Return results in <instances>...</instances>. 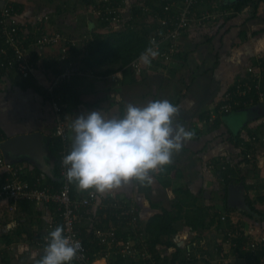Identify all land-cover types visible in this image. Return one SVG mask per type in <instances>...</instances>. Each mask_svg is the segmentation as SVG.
Masks as SVG:
<instances>
[{
  "label": "crops",
  "instance_id": "0c3cea01",
  "mask_svg": "<svg viewBox=\"0 0 264 264\" xmlns=\"http://www.w3.org/2000/svg\"><path fill=\"white\" fill-rule=\"evenodd\" d=\"M13 1L21 5L20 17L27 22L28 28L46 25L44 17L49 16L50 27L52 25L68 39L77 42V47L71 50V59L76 68L88 74L75 75L67 82L70 87L66 92L65 117L70 130L71 148L74 143L72 123L78 116L92 110H102L107 119L120 118L128 104L144 107L150 101L164 99L179 108L176 122L194 133L191 139L183 143L182 149L172 155L169 165L175 166V175L172 171H165L166 165L151 174V183L147 186H140L134 181L110 192L98 193L99 199L91 207L92 211L79 223L84 238L91 243L95 240L92 238L90 221L101 199L106 197H115L136 206L147 233L146 224L152 216L161 213L162 209L173 211L175 204L180 203L182 218L175 222L177 232L173 240L183 249L180 259L184 260L189 250L200 255L195 264H213L214 259L219 258L218 239L222 234L217 225L228 228L239 221L245 224L253 222L264 230V166L258 161H245L243 154L247 152V147L241 149L235 142L238 134L244 138L253 132L264 133V103L245 105L244 108L256 110L252 120L240 122V117L237 118L236 112L241 109L236 107L244 105L243 102L230 113L219 112L221 99L226 91L233 88L236 76L257 63L259 58L264 59V0L247 2L237 13H233L234 4L242 0H201L196 8L197 15L209 13L212 18L202 24L199 21L193 23L180 40L181 53L173 57L169 65L161 67L158 58L150 57L151 64L146 66L139 57L140 73L132 65L120 68L121 63L89 68L84 64V57L93 46L91 40L94 33H111L126 26L130 20L132 27L141 34L155 31L158 28L155 14L132 16L130 6L144 0L131 3L125 0L127 4L121 23L105 27L93 14L97 0H82L81 5L75 8L77 15L72 14V19L62 25L55 23L58 14L50 12V15H45L48 0ZM87 9L92 16L89 14L86 17ZM84 24L87 28L83 27ZM56 51L50 48L44 55H34L40 65L33 77L45 88L58 66ZM111 68H115V71L103 73ZM22 80L14 72L0 76V111L2 107L9 109L0 114V126L7 138L41 131L47 142L53 136L55 127L51 105L33 88L22 89L19 86ZM7 114H12L16 122L7 121ZM255 147L260 149L262 145L257 143ZM220 164L223 167L230 165L237 175L244 176L246 188L248 186L247 196L259 211L258 221L249 218L247 211L225 208L222 198L225 181L221 180L217 169ZM236 165H239L238 168ZM73 189L75 196L86 194V191L77 188L76 182ZM54 209L52 204L31 205L24 201L11 209L8 203L0 202V264H35L41 259L43 237L50 232L48 225L54 220L59 221ZM214 211H218L219 216H214ZM223 213H231L229 221H220ZM188 217H196L195 223H189ZM173 250L161 244L157 246L158 257L151 252V259H141L133 264H162L166 257L171 260ZM240 257L233 264H246L247 255L241 253ZM248 260L252 261L249 257ZM94 264L105 262L98 259Z\"/></svg>",
  "mask_w": 264,
  "mask_h": 264
},
{
  "label": "built area",
  "instance_id": "2783aa9c",
  "mask_svg": "<svg viewBox=\"0 0 264 264\" xmlns=\"http://www.w3.org/2000/svg\"><path fill=\"white\" fill-rule=\"evenodd\" d=\"M125 1V0H123ZM197 0H184L182 3L171 2L164 6V12L160 15L155 13V19L158 22V28L152 31L149 36L150 47L158 51L159 65L168 64L174 57V54L180 51V40L185 31H187L195 21L202 24L210 20L212 16L209 13L196 15L193 13L192 5ZM111 0H98L93 7V13L100 18L110 20L111 23H121L124 8H120V13L111 7ZM143 3V2H140ZM144 4V3H143ZM139 6V3H137ZM145 10H150L146 6H140ZM47 24H41L37 27L28 28V24L20 17L19 11L15 8L12 0H6L3 7L0 8V67L5 73L14 72L21 78L25 79L33 76L36 72L39 61L34 59L35 54L44 55L50 48L57 49V65L61 68L60 72L53 77L50 84L46 87L51 94V108L54 114L55 127L52 135L62 141L60 175L61 184L59 187L45 183L42 175L35 174L22 161L9 160L2 148V143L7 139L4 131L0 128V202H6L13 209L14 205L20 201H32L37 204H52L58 212L60 223L52 221L49 223V231H53L57 226L64 228V235L78 246L77 256L70 264H94L98 259H103L105 264H111L110 259L116 255L125 260L151 259V250L149 247L148 235L142 226L140 214L136 206L127 201L121 200L115 202L106 197L101 199L98 209H114L115 215L121 217V223H124L119 233V228L110 225H90L92 236L98 243L106 248V253L101 256V252L95 254L92 258L86 247L80 221L89 213L91 207L98 201L99 195L94 189L86 191L82 197L74 195L75 182L67 180V168L63 165V158L71 151L70 130L65 117L66 102L64 95L56 92V89L69 82L75 75H86L84 72L75 67L71 59V50L77 47L74 39H68L59 30L48 25L49 16L44 17ZM154 42V43H153ZM139 60L132 61L131 65L137 73L142 71ZM260 72L257 77H262L264 70V59L257 60ZM57 66V68H58ZM251 75L253 65L247 69ZM234 88L225 92L219 104V112L230 113L235 106L242 103L244 97L252 93L244 105L254 103H264V87L261 81L256 83L243 82L241 79L234 83ZM262 145L256 149L255 145ZM247 146H254V151H247L243 157L249 161H258L264 166V133L253 132L251 135L242 138L239 142L241 149ZM226 168V167H222ZM30 176V177H29ZM224 182L226 179L222 177ZM92 193V194H90ZM107 201H110L107 203ZM92 211V210H91ZM90 214V213H89ZM231 213H223L220 216L222 221H229ZM94 222V219L90 221ZM247 223V222H246ZM60 224V225H59ZM258 224L239 221L236 225L230 227L221 226L218 228L221 232L220 256L214 259L213 264H233L235 259L241 258V253L247 255L246 264H264V230L257 226ZM118 230V231H117ZM49 232V233H50ZM126 233V236L122 235ZM49 233L43 237V254L44 248L49 242ZM262 254L257 257L258 253ZM248 257L252 261H247ZM200 255L189 250L185 253V260L196 261ZM109 261V262H108ZM37 264V263H35Z\"/></svg>",
  "mask_w": 264,
  "mask_h": 264
},
{
  "label": "clouds",
  "instance_id": "9594fccd",
  "mask_svg": "<svg viewBox=\"0 0 264 264\" xmlns=\"http://www.w3.org/2000/svg\"><path fill=\"white\" fill-rule=\"evenodd\" d=\"M158 54L149 47L140 61L150 66V57ZM179 111L164 99L144 107L128 104L120 118L107 119L102 110L78 116L72 123V149L62 161L67 180L76 182L79 190L99 194L134 181L151 183V174L170 164L173 153L194 135L176 122ZM46 239L37 264H70L76 258L78 246L64 235L63 227L57 226Z\"/></svg>",
  "mask_w": 264,
  "mask_h": 264
},
{
  "label": "trees",
  "instance_id": "16d2710c",
  "mask_svg": "<svg viewBox=\"0 0 264 264\" xmlns=\"http://www.w3.org/2000/svg\"><path fill=\"white\" fill-rule=\"evenodd\" d=\"M13 1V0H12ZM98 1V0H97ZM96 1V3H97ZM113 3L111 4V7H115V10L117 12H121L118 7H126V4L123 0H111ZM184 0H180L178 3H182ZM253 0H242V1H238L234 4L235 9H233V13H237L239 12V10L242 8V6L244 4H246L247 2H251ZM167 0H144V6H147L150 10H145L142 7L138 6V5H133L130 6L132 8V16H141V15H147V16H154L155 13H159L160 15L163 14L164 12V6L168 3ZM201 0H197L193 5V13L197 15V10L196 8L199 6ZM14 6L15 8L19 11V13L21 14L22 11V7L19 3L14 2ZM95 3V5H96ZM128 7V6H127ZM124 10V9H123ZM94 14V13H93ZM122 15L123 18V11L120 13ZM149 14V15H148ZM95 18L98 19V21L100 22L101 26H111L113 23L110 22V20H107L105 18H100L97 17L94 14ZM132 21H128L126 26H122L118 29H114L113 32L108 33V34H102V33H94V38L92 37L93 40H91V42H93V46L90 47V49L86 52V55L84 57V64L89 67V68H93L95 66L101 65V64H107V65H114L117 63H121L120 64V68H124L127 66H130L132 61L138 59L142 53H144L149 47H150V42L148 39L149 34H141L136 28L132 27ZM83 27L87 28L86 24L83 25ZM153 31V30H152ZM187 31H185L186 33ZM184 33V34H185ZM180 47H181V42H180ZM179 53H181V50L176 52L174 54V57H176ZM36 55V54H35ZM186 58V55H185ZM35 59V57H34ZM36 60V59H35ZM253 72L251 75L250 72L247 70L246 73L242 76V75H237L236 76V80L233 83H237V81H239V79H241L244 83L247 82H252V83H256L258 80L261 81L262 86L264 87V70L262 71V77H257L259 72H260V68L259 65L257 63H253ZM162 66H166V64H162ZM61 70L59 68L56 69L55 71V75L54 77L60 72ZM115 71V68H111L109 70L103 71V73L105 74H109ZM136 71V70H135ZM5 71L2 70V68L0 67V76L5 75ZM20 87L24 90L28 89V88H33L34 90H36L37 92H39L44 100H48L49 104L51 105V94L48 93L47 89L45 87H43L42 85H40L37 80H35V78L33 76H30L28 78H25L21 81V83H19ZM235 85V84H234ZM69 84L65 83L63 86L59 87L58 89H56V92H60L64 95V100H67L66 97V92L69 89ZM234 88V87H233ZM78 95V94H77ZM253 94L250 93L248 94V96L244 97L243 99V103L244 101H248L249 98L252 96ZM245 104V103H244ZM245 105H241L236 107V109H242L244 108ZM0 128L2 130H4L1 126ZM7 137V136H6ZM243 137L240 138L239 134L235 137V142L236 144H239V142L242 140ZM47 148L49 150V155L47 157V167H42L40 164L28 159V158H24L21 161L23 163H25L35 174L37 173L38 175H42L43 179H45V183H51L53 185H55L56 187H59L61 184V175H60V160H61V149H62V141L60 138L58 137H50L49 139H47L46 142ZM256 148V147H255ZM254 146H247V151H254L255 150ZM247 161V160H245ZM237 168L239 165H236ZM223 165L220 164V167L217 168L220 172V176L219 177H225V182H224V194L222 195V198L224 200V205L225 208L227 210L232 211V209L229 207L228 205V188L229 185L231 183H239L240 181H244L245 182V178L244 176H240L237 175L236 171L234 170V167L232 166H227L226 168H222ZM175 168V166L172 165H167V168L165 169V171L170 172L172 171L173 175L176 174V170L173 171V169ZM48 173H51L48 175ZM30 177V176H29ZM137 183L141 184L140 186H147L149 183L144 182L141 183L139 181H136ZM165 184H167V182H164ZM169 183V182H168ZM248 188V186H247ZM146 194V193H145ZM111 200L118 202L120 201V199H117L115 197H110ZM247 201L248 204L250 206V213L247 214L249 218H253L256 221L259 220V218L257 216L253 217L254 215H252V212H259L256 207L254 206L252 200L247 196ZM26 202V204H31L35 203L32 201H24ZM110 201H107V203H109ZM20 204H22V201L19 202ZM182 205L180 203H176L175 207L173 209V211H169L166 209H162L161 213H157L154 216H152L147 224H146V228L148 229V241H149V247L150 250L152 252L153 255H155L156 257L159 256L158 251H157V246L159 245H166L167 247H172L174 250L172 252V257L171 260H168L167 257L164 258V262L162 264H195L196 261H190L188 263L187 260H183L180 259L181 255L183 254V249L181 247H179L173 240L174 235L176 234L177 230H176V226H175V222L179 219L182 218ZM54 211L57 214V217L59 219V223H60V218L58 215V212L56 211V209H54ZM95 214V215H94ZM93 214V219L94 222L92 223V225H103V226H110V225H114L116 227L119 228V233L121 232L122 228H124V223H121V217H118L115 215V210L114 209H109V210H102V209H95V213ZM214 216H219V212L218 211H214L213 212ZM141 219V217H140ZM196 219V217H195ZM193 217H188V222L189 223H195V220ZM219 219V218H218ZM195 220V221H194ZM102 221V222H101ZM221 221V219H220ZM60 225V224H59ZM196 227L198 225H195ZM220 226L221 225H217ZM92 234V232H91ZM123 236H126V233L122 232ZM93 239H95L92 236ZM84 243L86 245V247L88 248V252L90 254V256L92 258L95 257V254L98 252H101V256H104L106 253V248H104L103 246H101L98 241L95 239L92 243L88 241V239L85 237H83ZM43 247V246H42ZM263 253H264V248L262 249ZM261 254L258 253L257 257H259ZM43 256V255H42ZM166 260V261H165ZM126 262H131L130 264L135 263V260H125L124 258H122L121 256L116 255L115 257L112 258L111 260V264H127Z\"/></svg>",
  "mask_w": 264,
  "mask_h": 264
},
{
  "label": "water",
  "instance_id": "95a60500",
  "mask_svg": "<svg viewBox=\"0 0 264 264\" xmlns=\"http://www.w3.org/2000/svg\"><path fill=\"white\" fill-rule=\"evenodd\" d=\"M6 0H0V8L3 7ZM3 151L6 157L11 161H21L28 158L42 167H47V157L49 150L46 145L44 133L34 131L31 133L19 134L8 137L2 143ZM248 190L244 181L231 183L228 188V205L230 208L250 213V206L247 201ZM259 216L258 212H252Z\"/></svg>",
  "mask_w": 264,
  "mask_h": 264
},
{
  "label": "rangeland",
  "instance_id": "374dc122",
  "mask_svg": "<svg viewBox=\"0 0 264 264\" xmlns=\"http://www.w3.org/2000/svg\"><path fill=\"white\" fill-rule=\"evenodd\" d=\"M81 1L82 0H48L46 3H45V11H47L45 13V15H50V12H53L54 14H58L57 16V20H55V23L58 25H62V24H65V22H68L70 19H72V14H76V9L77 7H79V5H81ZM85 2H88V0H84ZM131 1H134V0H129V2L131 3ZM128 2V1H127ZM128 2V4H129ZM46 5L48 7H46ZM144 4L143 3H139V6H143ZM132 6V5H131ZM147 7V6H146ZM40 10H43V9H40ZM88 9L87 11H85V15L87 17V15H91V12L89 11L88 13ZM77 15V14H76ZM75 15V16H76ZM127 18L128 15H126ZM130 16V15H129ZM59 20V21H58ZM143 20V18H142ZM64 21V22H63ZM182 38V37H181ZM173 60H171V62H169L168 64L166 65H169L170 63H172ZM55 65V64H54ZM250 68V66L247 67V69ZM162 69V68H160ZM56 70H53V72H55ZM246 68H245V72H240V75H244L246 73ZM234 84V83H233ZM7 110L9 109H5V107H2L1 111H0V114L1 113H5L7 112ZM8 115V114H7ZM236 115H237V118L239 119L240 117V122L243 121V120H250L251 118L254 119L255 116H256V110L252 107H247V108H244V109H241V110H238L236 112ZM7 121H11V122H16V119L15 117L11 114V115H8L6 117ZM251 119V120H252ZM157 199V197H156ZM112 258L110 259V262H111ZM109 262V261H108Z\"/></svg>",
  "mask_w": 264,
  "mask_h": 264
}]
</instances>
